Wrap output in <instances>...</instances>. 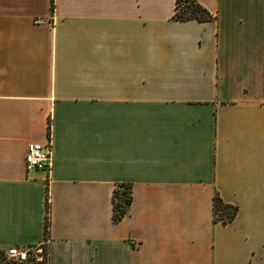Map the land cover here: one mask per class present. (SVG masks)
I'll use <instances>...</instances> for the list:
<instances>
[{
  "label": "crops",
  "instance_id": "crops-1",
  "mask_svg": "<svg viewBox=\"0 0 264 264\" xmlns=\"http://www.w3.org/2000/svg\"><path fill=\"white\" fill-rule=\"evenodd\" d=\"M197 1L0 0V264H264V0Z\"/></svg>",
  "mask_w": 264,
  "mask_h": 264
},
{
  "label": "trees",
  "instance_id": "trees-1",
  "mask_svg": "<svg viewBox=\"0 0 264 264\" xmlns=\"http://www.w3.org/2000/svg\"><path fill=\"white\" fill-rule=\"evenodd\" d=\"M174 19L177 20H199V21H210L215 19V15L203 4L198 2L197 0H177ZM132 188L128 183H119L117 184L113 203H114V211H113V219L115 222L120 221L125 214L127 213L129 206L132 202ZM223 205L225 209H233V214L231 218H234L237 213V207L225 203L220 197L215 198V213L217 209V205ZM47 218H46V236L49 235L50 232V205L47 200ZM4 250H0V262L4 261Z\"/></svg>",
  "mask_w": 264,
  "mask_h": 264
},
{
  "label": "built area",
  "instance_id": "built-area-1",
  "mask_svg": "<svg viewBox=\"0 0 264 264\" xmlns=\"http://www.w3.org/2000/svg\"><path fill=\"white\" fill-rule=\"evenodd\" d=\"M51 140L47 143L32 142L28 145L26 153V164L28 169L39 168L49 169L52 165ZM49 237L38 244L31 246H11L4 254V261L16 263H32L37 261H47L49 257L48 248Z\"/></svg>",
  "mask_w": 264,
  "mask_h": 264
},
{
  "label": "rangeland",
  "instance_id": "rangeland-1",
  "mask_svg": "<svg viewBox=\"0 0 264 264\" xmlns=\"http://www.w3.org/2000/svg\"><path fill=\"white\" fill-rule=\"evenodd\" d=\"M216 210L217 211L215 213V218L217 221L228 222L232 219L231 215L233 214V209L231 208L225 209V207L221 204V205H217Z\"/></svg>",
  "mask_w": 264,
  "mask_h": 264
}]
</instances>
